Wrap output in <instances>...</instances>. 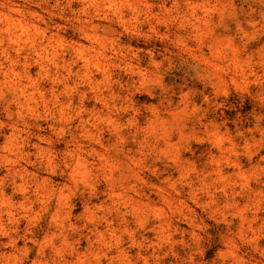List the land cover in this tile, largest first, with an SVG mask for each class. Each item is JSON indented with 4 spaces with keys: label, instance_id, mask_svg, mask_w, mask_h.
I'll use <instances>...</instances> for the list:
<instances>
[{
    "label": "clouds",
    "instance_id": "1",
    "mask_svg": "<svg viewBox=\"0 0 264 264\" xmlns=\"http://www.w3.org/2000/svg\"><path fill=\"white\" fill-rule=\"evenodd\" d=\"M0 264H264V0H0Z\"/></svg>",
    "mask_w": 264,
    "mask_h": 264
}]
</instances>
